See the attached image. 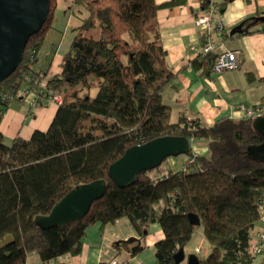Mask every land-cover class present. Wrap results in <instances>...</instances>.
I'll use <instances>...</instances> for the list:
<instances>
[{
	"label": "trees",
	"instance_id": "obj_1",
	"mask_svg": "<svg viewBox=\"0 0 264 264\" xmlns=\"http://www.w3.org/2000/svg\"><path fill=\"white\" fill-rule=\"evenodd\" d=\"M185 1L71 0L69 11L81 22L61 69L47 77L50 64L41 68L37 62L54 19L56 0L48 1L46 17L27 38L18 65L0 80V118L12 98L47 97L49 90L62 95L45 130L35 128L29 137L17 135L9 142L0 130V264H25L30 251L37 253L40 264L64 253L76 255L88 224L122 217L139 236L131 247L128 240L122 243L129 256L145 249L149 225L157 222L163 236L152 246L154 264H181L185 259L176 263L173 255L185 248L200 223L208 249L197 255L199 264L252 262L248 242L259 224L264 161L250 147L263 136L250 116L223 115L210 124L199 116L173 121L171 107L163 101L162 92L173 85L175 72L162 46L157 10ZM201 1L205 7L206 0ZM261 14L262 21L245 17L241 26L261 24ZM215 29L226 39L249 31L230 35L222 27L208 32L200 28L199 46ZM214 55V50L197 55L191 65L211 67ZM165 135L188 140V152L182 154L192 158L193 167L153 174L165 158L140 171L131 184L114 183L107 174L112 161L130 145ZM193 139L204 140L205 153L194 154ZM97 179L105 181V192L90 202L83 217L49 227L35 222V216L47 214L73 186ZM192 212L195 223L188 218Z\"/></svg>",
	"mask_w": 264,
	"mask_h": 264
},
{
	"label": "crops",
	"instance_id": "obj_2",
	"mask_svg": "<svg viewBox=\"0 0 264 264\" xmlns=\"http://www.w3.org/2000/svg\"><path fill=\"white\" fill-rule=\"evenodd\" d=\"M162 1L165 0H156L157 3ZM208 1L206 0V4ZM213 1L217 6L222 3L221 8H216L214 18L221 20L220 28L228 32L231 27L241 23L243 18L254 19L255 16H262L261 13L264 12V0ZM55 4L54 19L43 38L37 62L41 68L50 64L47 77L61 69L63 54L67 50L74 28L81 22L79 16L69 11L71 0H56ZM203 8L201 0H186L183 4L160 7L157 10L162 46L166 49L168 64L175 72L173 85L166 87L162 92L163 101L171 107L170 117L173 121L199 116L205 123L210 124L223 115L241 117L242 115L234 109L238 104L264 106V22L254 27L241 26L242 30L248 28L246 30L249 31L227 39L220 36L216 29L210 35V40L216 45H221L220 48L237 51V65L233 69L217 72L206 65L195 68L191 65L195 56L190 47L199 46L200 28L195 24L194 18ZM248 74L252 75V78H248ZM34 96L35 94H30L28 98ZM29 99L21 101L12 98L7 103L0 118V130L5 141L9 142L17 135L27 138L35 128L45 130L50 123L57 105L48 97L36 95L33 104L29 103ZM191 149L201 154L206 152L207 147L203 139H193ZM185 160L184 154L168 156L152 173H162L167 169L179 170ZM258 227L259 224L253 227L252 235ZM162 236L159 223H150L144 239L145 249L151 248ZM138 238L125 217L103 225L88 224L81 251L76 255L64 253L49 263L105 264V259L113 256V259L126 264H145L142 259L145 249L129 256L127 248L122 244L128 240L127 245L131 247L139 241ZM25 264H40L37 253L30 251ZM250 264H264V255L256 254Z\"/></svg>",
	"mask_w": 264,
	"mask_h": 264
},
{
	"label": "water",
	"instance_id": "obj_3",
	"mask_svg": "<svg viewBox=\"0 0 264 264\" xmlns=\"http://www.w3.org/2000/svg\"><path fill=\"white\" fill-rule=\"evenodd\" d=\"M49 0H0V80L6 78L21 60L22 50L27 38L36 32L43 23L48 11ZM255 20H263L255 16ZM241 23L231 27L229 34L241 32ZM252 125L263 136L260 144L250 147L258 160L264 161V115L252 119ZM188 140L184 136L165 135L130 145L118 159L108 165L107 174L118 186L134 182L138 173L155 168L168 156L187 153ZM105 181L97 179L84 184H77L67 191L51 207L47 214L35 216V222L42 227L53 224L62 225L83 217L90 202L101 197L105 192ZM190 222H196L197 216L188 214ZM176 263L199 264V257L194 253L185 255L184 249L174 253Z\"/></svg>",
	"mask_w": 264,
	"mask_h": 264
},
{
	"label": "built area",
	"instance_id": "obj_4",
	"mask_svg": "<svg viewBox=\"0 0 264 264\" xmlns=\"http://www.w3.org/2000/svg\"><path fill=\"white\" fill-rule=\"evenodd\" d=\"M216 3L213 0H209L207 2V5L203 8L202 12L195 16L194 22L198 25L199 28L205 29L207 32L210 31L213 26L220 28L221 26V20H218L214 18V15L216 14ZM214 18V19H213ZM221 45L214 44L210 39L203 43L200 46L195 47L192 45L190 49L192 50L194 56L197 55H204L208 53L211 50L215 51V57L212 60L211 68L213 70L219 72L221 70H231L237 65V57L235 53L236 50L232 49H225L220 48ZM48 98H50L56 105L62 101V95L58 91H48ZM35 96L31 98L30 104H33L35 101ZM242 116L241 117H247L250 116L252 118L264 115V106L258 105V106H245L244 104H238L235 106V108ZM194 154H198L194 151ZM194 163L192 158L189 160L186 159L183 162V165L180 168L189 169L190 167H193ZM259 207V227L258 230L252 235V237L249 240V246L248 251L251 255L256 254H263L264 255V189L262 190L261 197L259 199L258 203ZM198 251V248H196V251ZM105 264H126L125 262L118 261L113 259V256L107 257L105 259Z\"/></svg>",
	"mask_w": 264,
	"mask_h": 264
},
{
	"label": "rangeland",
	"instance_id": "obj_5",
	"mask_svg": "<svg viewBox=\"0 0 264 264\" xmlns=\"http://www.w3.org/2000/svg\"><path fill=\"white\" fill-rule=\"evenodd\" d=\"M96 90V86L93 85V88L91 89V94L93 95V93ZM192 237L190 239V242L187 244V247L189 248H185L184 252L185 255L187 253H194L196 251V246H198V251L195 252L197 255L199 256H204L207 252L208 249V245L207 242L203 239L202 237V233H201V225L200 223H198L192 233ZM8 236V235H6ZM143 254V261L145 262V264H154L155 259H154V247L151 248H146L144 250Z\"/></svg>",
	"mask_w": 264,
	"mask_h": 264
}]
</instances>
